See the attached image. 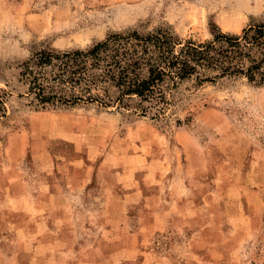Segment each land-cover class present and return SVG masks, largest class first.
Here are the masks:
<instances>
[{
  "label": "rangeland",
  "instance_id": "rangeland-1",
  "mask_svg": "<svg viewBox=\"0 0 264 264\" xmlns=\"http://www.w3.org/2000/svg\"><path fill=\"white\" fill-rule=\"evenodd\" d=\"M259 22L264 0H0V264H264V86L188 80L153 118L137 101L34 109L20 76L110 34Z\"/></svg>",
  "mask_w": 264,
  "mask_h": 264
},
{
  "label": "trees",
  "instance_id": "trees-1",
  "mask_svg": "<svg viewBox=\"0 0 264 264\" xmlns=\"http://www.w3.org/2000/svg\"><path fill=\"white\" fill-rule=\"evenodd\" d=\"M20 76L34 109L126 108L137 101L142 116L153 110V118H160L188 80L196 87L223 78L264 86V22L239 34L219 31L204 42L182 41L168 28L110 34L86 49L41 50L22 63ZM6 95L0 90V118L6 115Z\"/></svg>",
  "mask_w": 264,
  "mask_h": 264
},
{
  "label": "crops",
  "instance_id": "crops-1",
  "mask_svg": "<svg viewBox=\"0 0 264 264\" xmlns=\"http://www.w3.org/2000/svg\"><path fill=\"white\" fill-rule=\"evenodd\" d=\"M151 264H157V263H156V261H155V262H153V263H151ZM164 264H165V262H164Z\"/></svg>",
  "mask_w": 264,
  "mask_h": 264
}]
</instances>
